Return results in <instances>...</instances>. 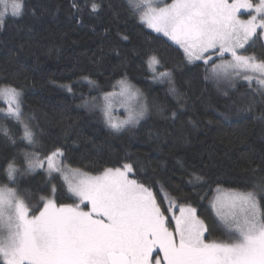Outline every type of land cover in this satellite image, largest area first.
I'll list each match as a JSON object with an SVG mask.
<instances>
[{"label": "trees", "instance_id": "1", "mask_svg": "<svg viewBox=\"0 0 264 264\" xmlns=\"http://www.w3.org/2000/svg\"><path fill=\"white\" fill-rule=\"evenodd\" d=\"M75 2L82 12L72 7L73 0H26L23 15L8 12L0 28V89L12 85L23 92V119L34 131L38 125L39 140L35 149L19 139L12 146L0 133V183L15 187L31 208L42 207L39 196H48L53 187L56 201L68 204L76 197L58 174L49 177L37 169L9 183L6 160L14 157L23 170L24 152L37 151L43 158L60 148L62 162L90 173L131 163L136 171L130 178L152 186L161 205L165 202L155 182L179 204L195 207L209 225L206 239L223 237L210 197L217 181L249 190L264 179V98L245 81L232 87L206 79V65L184 62L183 50L142 24L124 0ZM92 2L102 5L98 12L91 11ZM254 50L264 56L259 42ZM150 54L174 70L178 96L167 93V84L152 82L145 63ZM122 78L140 88L151 109L138 125L114 133L100 110L85 106L84 100L114 88ZM245 105L249 110H243ZM4 127L14 136L21 134L14 120L0 114ZM197 170L207 183H188Z\"/></svg>", "mask_w": 264, "mask_h": 264}, {"label": "snow or ice", "instance_id": "2", "mask_svg": "<svg viewBox=\"0 0 264 264\" xmlns=\"http://www.w3.org/2000/svg\"><path fill=\"white\" fill-rule=\"evenodd\" d=\"M124 2L142 24L174 41L183 50L184 62L206 65L210 73L206 79L228 81L234 87L232 80L240 77L249 83L250 91L264 98V56L242 54L255 48L257 42L264 46V0L256 4L252 0ZM8 3L9 0H0L4 6L0 11V28L8 13ZM25 6L26 0H11V15L22 16ZM72 7L77 12L83 11L75 0ZM101 7L95 2L90 5L93 13ZM242 9L249 15L248 19L240 18ZM225 56L230 59L226 60ZM145 63L153 83L167 84V93L179 95L174 70L167 68L162 58L150 54ZM241 73L254 75L241 76ZM82 80L95 86L88 77ZM253 82L257 85L255 89L251 88ZM117 84L133 97L143 96L127 78ZM0 93L15 102L4 118L14 120L21 128L18 137L8 128H0L4 142L17 146L19 139L33 149L39 147L38 125L34 131L23 119V92L9 85L0 89ZM249 108L245 105L243 110ZM147 113V104H141L138 111L130 112L127 120L117 124L105 110V123L118 132L125 125H138ZM171 118H177L175 111L171 112ZM23 155L27 161L23 170L16 166L14 157L6 160L4 171L9 183H17L18 176L37 168L43 169L46 163L47 174L50 177L58 174L68 191L81 204L89 202L91 208L85 211L79 205L57 204L52 197L54 187L49 189L48 196H39L42 207L31 208L17 189L0 186V264H264V179L253 184L252 190L226 193L221 192L217 181L216 195L210 203L226 239L210 240L206 239L209 225L196 214L194 207L177 205L164 195L163 185L155 182L161 200L165 201L162 209L152 186L130 178L136 171L131 163L91 175L66 165L57 166L55 158L64 156L60 148L43 159L37 151ZM199 171L189 174V184L207 183ZM176 208L179 215L175 214ZM173 221L174 228L170 230L168 225Z\"/></svg>", "mask_w": 264, "mask_h": 264}, {"label": "rangeland", "instance_id": "3", "mask_svg": "<svg viewBox=\"0 0 264 264\" xmlns=\"http://www.w3.org/2000/svg\"><path fill=\"white\" fill-rule=\"evenodd\" d=\"M166 3H170L171 0H165ZM259 0H252V3L253 4H256L258 3ZM10 4H11V0H9V3H8V12H11V7H10ZM162 6V5H161ZM4 7V6H3ZM3 10V8H2ZM240 15V18L241 19H248L249 18V15L245 12V10H241V12L239 13ZM146 25V24H145ZM151 29V28H150ZM152 31H154L153 29H151ZM157 33V32H156ZM162 35H164L163 33H160ZM165 36V35H164ZM167 37V36H166ZM169 38V37H167ZM170 39V38H169ZM174 42V41H173ZM175 43V42H174ZM258 43V42H257ZM255 48H253L252 50H249L247 52H244L242 54L244 55H250L252 53H255L256 55L257 52L254 50ZM225 59H230V57L228 56H225ZM217 63H219V61H217ZM242 75H254L252 73H241V76ZM119 81V80H118ZM224 81V80H223ZM245 80H243L242 78L240 77H237V78H234L232 80V84H235L236 82H244ZM129 82L131 84H133L136 88H138L140 90V88L138 86H136L134 83H132L130 80ZM226 83L229 84L228 81H224ZM247 82V81H245ZM248 83V82H247ZM252 84H255V82H253ZM9 85H4L1 87V89L3 88H6L8 87ZM12 86V85H11ZM114 88L112 89H107L106 91H103L101 93H95V95H92L90 96L89 98L86 97L85 100H84V104H85V101H88V106L92 109V110H100L101 114H102V119L104 120L105 122V116H104V111L107 110L108 112V115L111 119V121L113 123H120L121 121H124V120H127L128 117H129V113L130 112H135V111H138L139 110V106L141 104H144L146 103L147 104V107H148V113L151 109V106H150V103L148 102V100H146L145 96L143 95L142 97L141 96H131L129 93H126L124 91H122L121 87L119 86V84H117V82L113 85ZM141 92V91H140ZM0 102L2 104H0V114L4 116V114L7 112L9 106H14V101H11L10 100V97L7 95V94H2L0 93ZM106 124V123H105ZM107 125V124H106ZM108 126V125H107ZM129 126H131L130 124L129 125H125L120 131L118 132H123L125 130H127L129 128ZM109 127V126H108ZM110 128V127H109ZM114 133H118L117 131H114L112 128H110ZM41 159H43L41 157ZM55 164L57 166H62V165H66L68 167H71L69 166L68 164H65L64 162H62V157L60 156H57L55 158ZM27 165V163H26ZM73 168V167H71ZM109 168H112V167H109ZM37 169H41V168H37ZM36 169V170H37ZM47 164L45 163L44 164V168L42 170H44L46 172V175L47 174ZM74 169H80V168H74ZM81 171L85 172V173H89L91 175H99L100 172L98 174H95V173H90V172H86L82 169H80ZM102 172V171H101ZM55 174V173H54ZM49 176V175H48ZM50 177V176H49ZM132 178V177H131ZM133 179V178H132ZM0 186H6V187H9V188H15V187H11L9 186L8 184H1L0 183ZM16 189V188H15ZM214 192L212 194V196L210 197V200H212L213 196L216 195V188H214ZM220 190L221 192H228L229 190H241V191H244V189H235V188H226V187H222L220 186ZM249 190H252V189H249ZM72 194V193H71ZM73 195V194H72ZM164 195L165 196H170L167 192H164ZM52 197L56 200V196H55V193L52 194ZM22 198V197H21ZM170 198L172 200H174L171 196ZM23 199V198H22ZM175 203L177 205H179V203L174 200ZM26 202V201H25ZM165 202V201H164ZM27 203V202H26ZM57 204H60L56 201ZM159 203V202H158ZM28 204V203H27ZM68 204H71V205H79L81 209L87 211L91 208V205L89 202L85 201L84 204H88V207L85 208L84 207V204H81L79 199L76 197V201L74 202H69ZM160 204V203H159ZM185 205V204H184ZM186 205H189V204H186ZM161 208L163 209L165 207V205H161ZM192 206V205H191ZM193 207V206H192ZM212 207V206H211ZM195 208V207H194ZM213 210V208H212ZM175 211V214L176 215H179V211H178V208L174 209ZM215 213V212H214ZM196 214L198 215V211H196ZM165 215H170L168 212H165ZM199 216V215H198ZM200 217V216H199ZM201 218V217H200ZM202 219V218H201ZM169 228L170 230H172L174 228V221L172 223H170L169 225ZM221 239H226V236L224 235L223 237H219L217 239H210V240H221ZM158 251V250H157ZM160 255H162V253H160Z\"/></svg>", "mask_w": 264, "mask_h": 264}, {"label": "flooded vegetation", "instance_id": "4", "mask_svg": "<svg viewBox=\"0 0 264 264\" xmlns=\"http://www.w3.org/2000/svg\"><path fill=\"white\" fill-rule=\"evenodd\" d=\"M159 251V250H158ZM154 256L156 255V253L154 252V254H153Z\"/></svg>", "mask_w": 264, "mask_h": 264}]
</instances>
